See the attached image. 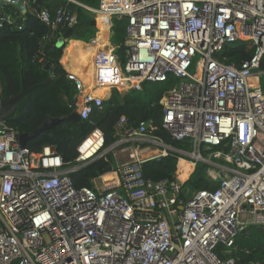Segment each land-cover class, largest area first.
Returning a JSON list of instances; mask_svg holds the SVG:
<instances>
[{"label": "built area", "instance_id": "2783aa9c", "mask_svg": "<svg viewBox=\"0 0 264 264\" xmlns=\"http://www.w3.org/2000/svg\"><path fill=\"white\" fill-rule=\"evenodd\" d=\"M83 8L99 24L110 23L106 31L126 20L122 56L105 45L93 56V87L123 94L170 81L159 102L161 128L190 151L151 135L147 122L124 128L121 117L113 146L128 144L129 161L109 173L114 178L100 177L108 188L94 181L91 189H76L73 168L53 147L31 152L1 121L0 264H234L235 238L249 226L264 230V0H98L97 8ZM11 16L22 18L2 12L0 27ZM37 17L52 29L77 21L62 8ZM238 42L252 50L248 60L238 67L218 60ZM68 79L77 90L75 111L87 120L104 98L86 93L74 75ZM96 132L100 146L84 158L80 145L74 168L103 154L101 132L86 139ZM169 152L192 169L207 165L218 187L185 199L177 174L156 183L140 177L141 163Z\"/></svg>", "mask_w": 264, "mask_h": 264}, {"label": "trees", "instance_id": "16d2710c", "mask_svg": "<svg viewBox=\"0 0 264 264\" xmlns=\"http://www.w3.org/2000/svg\"><path fill=\"white\" fill-rule=\"evenodd\" d=\"M74 1L77 4L67 0H26L29 14L19 18L15 24L4 23L0 27V98L7 100L14 97L20 92L22 85L35 86V89L20 101L14 115L5 120V123L19 134L32 133L46 119L68 116L76 109V86L68 79V74L59 63L66 43L62 42L60 46L58 43L67 28L58 26L52 29L37 17L42 10H47L53 17L58 9H65L75 14L77 20L72 27V39L89 43L95 36V19L91 12L80 5L92 7L97 0ZM15 12L17 11L11 7L5 10V13L10 15H15ZM125 27V19L114 20L111 43L117 46L120 56L125 50ZM97 33L101 34L99 23ZM85 47L86 44L72 42L66 48L64 59L71 51L79 53ZM251 56L252 50L248 45L238 42L226 47L217 58L224 64L238 67ZM260 67L264 69V56ZM158 84H163L164 87L155 89L148 95L143 91L130 90L121 94L112 90L102 108H94L87 120H81L79 123L62 122L28 141L25 148L38 153L45 146H51L62 159L65 168L72 169L76 166L77 149L83 141L93 131L98 130L103 136V148L111 146L117 140L113 136L114 127L118 120L124 117V128H137L140 123L147 122L151 135L162 139L165 144L175 149L189 152L188 143L173 140L168 132L161 128L162 106L159 102L171 82ZM179 158L177 154L169 152L164 158L146 160L139 166L140 177L153 183L174 181ZM113 163V154L103 153L75 169L69 177L76 189H91L94 187V181L115 170ZM178 168L183 176L190 172L187 164H178ZM207 168L203 163H196L189 178L182 185L181 195L185 199L192 192L215 190L218 187L214 180L208 178ZM219 256L222 257L220 254ZM230 257L234 264H264V230L257 226L246 228L235 238Z\"/></svg>", "mask_w": 264, "mask_h": 264}, {"label": "water", "instance_id": "95a60500", "mask_svg": "<svg viewBox=\"0 0 264 264\" xmlns=\"http://www.w3.org/2000/svg\"><path fill=\"white\" fill-rule=\"evenodd\" d=\"M25 3H26V0H8V1L0 0V14L2 13V10L4 8L11 7L13 9H15L17 12H19L22 16H27L29 14V12L27 11V9L25 7ZM16 21H17L16 17H13V16L10 17V22L12 24H15ZM72 37H73V29L72 28L66 29L65 32L62 34L60 42L58 43V45L60 46L62 42L67 41V40L71 39ZM34 89H35V86L26 87V86L22 85L20 92L17 95H15L14 97L7 99V100H2L0 98V122L11 118L14 115L20 101L27 94H29L31 91H33ZM109 96H110V93H109V95L104 97V101L108 100ZM80 121L81 120H80V117H79L77 111H74L73 113H71L68 116H63V117H58V118H48L32 133L20 134V136L18 138L19 145L21 147H25V145L28 141L36 138L43 131L56 127L57 125H59L62 122H77V123H79ZM113 148H114V146L111 145L110 147H108L106 149L105 153L110 152ZM75 169L76 168L69 170V175ZM215 182L217 184H219L220 178H216Z\"/></svg>", "mask_w": 264, "mask_h": 264}, {"label": "crops", "instance_id": "0c3cea01", "mask_svg": "<svg viewBox=\"0 0 264 264\" xmlns=\"http://www.w3.org/2000/svg\"><path fill=\"white\" fill-rule=\"evenodd\" d=\"M95 4L96 5H93L92 7H88V8H97V6H98V0L95 2ZM80 5V4H79ZM81 6H83V7H87V6H84V5H81ZM8 7H6V8H4L3 10H2V12H5V10L7 9ZM17 13V14H16ZM22 16L19 12H15V16ZM23 17V16H22ZM94 19H95V17H94ZM98 21H96L95 20V24H96V29H95V36L93 37V38H95V37H97L98 38V40H101L102 42H104L105 44V46H115V45H113L112 43H111V38H112V36H113V31H112V24H111V29H109L108 31H106V28H109V23H107L106 25H104V24H99V27H100V32H101V34L99 35L98 33H97V25H98ZM92 38V39H93ZM91 39V40H92ZM90 40V41H91ZM65 43H66V46H65V49L63 50V53H62V57H61V59L59 60V63L61 64V66L63 67V69L65 70V72L67 73V74H72V75H74L77 79H80V77H81V80H82V76L88 71V69L89 68H91V66H92V64L90 65V66H86V68L85 69H83V70H81L80 71V73L79 74H77V72H75V70H73V68H81V67H79L81 64H82V62H83V60H81L80 58H79V54H80V52L79 53H76V52H74V51H71V53L68 55V56H66L65 57V59H64V55H65V53H66V48H68L69 46H70V44L72 43V42H80V43H83V44H86V47H85V49L84 50H82V51H86L87 52V56L88 57H90L89 56V47H92L93 48V46L92 45H90V44H88V43H85V42H82V41H79V40H75V39H69V40H67V41H64ZM90 43V42H89ZM93 52H94V49H93ZM95 54V53H94ZM90 58H92V57H90ZM89 63V62H88ZM82 82H83V80H82ZM84 83V82H83ZM99 89V88H98ZM91 89L85 84V92L86 93H89V92H93V94L96 96V95H98V96H102V95H99L98 93H97V91H95V90H92V91H90ZM109 93L111 94V91H109ZM107 95H109V94H107ZM107 95H105V96H102L103 98L104 97H106ZM110 97V96H109ZM77 102L79 101V100H76ZM80 102V101H79ZM79 102H78V104H77V106L79 105ZM180 161H182V160H180ZM179 161V162H180ZM179 162L177 163V170H178V164H179ZM183 162H186V161H183ZM186 163H188V162H186ZM192 168H191V170H190V172L188 173V175H187V177H186V179H184L183 180V182H185L188 178H189V176H190V174L192 173ZM176 174H177V171H176ZM107 175H110V174H106V175H104L103 176V179H104V177L105 176H107Z\"/></svg>", "mask_w": 264, "mask_h": 264}, {"label": "bare ground", "instance_id": "6f19581e", "mask_svg": "<svg viewBox=\"0 0 264 264\" xmlns=\"http://www.w3.org/2000/svg\"><path fill=\"white\" fill-rule=\"evenodd\" d=\"M104 42H102L101 40H98V45L97 46H93L92 47H89V56L92 57H88L87 56V52L86 51H81L80 54H79V58L81 60H83L82 64L79 66L81 68H73V70H75V72H77V74L80 73L81 70L85 69L86 66H90L92 64V59H93V56H95V54L97 53V50L101 49L103 46H104ZM93 49H94V52H93ZM95 53V54H94ZM90 62V63H88ZM81 79V77H80ZM82 80L84 82V85L86 84L92 91V90H95L97 91V93L99 95H102V96H105L108 94L109 92V89L106 88V87H97V88H94L93 85V71H92V66L91 68L88 69V71L82 76ZM81 80V81H82ZM99 88V89H98ZM101 88H103L104 90H101ZM90 96H95L93 94V92H89ZM100 146V141H99V135L98 133L96 132L94 134V136H91L89 137L88 139L84 140L83 143L81 144V152L84 154V158H86L88 156V153L92 152L91 150H95L96 148H98ZM179 164H187L188 165V168H189V171L191 170V165H189L188 163L186 162H183V161H180ZM106 174H109V173H106ZM104 174V175H106ZM103 175V176H104ZM178 175V178L183 181L184 179H186L187 175L186 176H183L182 175V171H178L177 173ZM103 176H102V179H103ZM113 178V175L110 174V175H107L104 177V181L105 180H110Z\"/></svg>", "mask_w": 264, "mask_h": 264}, {"label": "rangeland", "instance_id": "374dc122", "mask_svg": "<svg viewBox=\"0 0 264 264\" xmlns=\"http://www.w3.org/2000/svg\"><path fill=\"white\" fill-rule=\"evenodd\" d=\"M94 5H96L95 3H94ZM88 44H90V43H88ZM90 63V62H89ZM189 72H190V74H196V71H195V65L189 70ZM260 81H261V86H262V89L264 90V77H262L261 79H260ZM143 93L145 94V95H148V94H150L153 90H155V89H160V88H163L164 86H163V84H149V83H146V84H143ZM101 90H104L103 88H101ZM108 94H109V92H108ZM96 96H98V95H96ZM103 98V97H102ZM80 101V100H79ZM113 145V144H112ZM128 144H123V145H121V146H119V147H114L110 152L113 154V158H114V163H113V165H114V168L116 169V167H119L121 164H124V163H127L128 161H129V158H128V154H129V150H128V146H127ZM110 147V146H109ZM108 147H104V148H102V152L103 153H105V151H106V149H107ZM152 150H156V149H158L156 146H152V148H151ZM177 171H179V168H178V170ZM110 173V172H109ZM115 176L113 175V178H114ZM95 183L97 184V185H101L102 186V188L104 189H106V188H108L109 187V185L110 184H103L102 183V179H98V180H96L95 181Z\"/></svg>", "mask_w": 264, "mask_h": 264}]
</instances>
